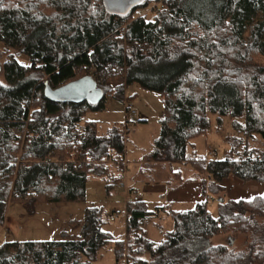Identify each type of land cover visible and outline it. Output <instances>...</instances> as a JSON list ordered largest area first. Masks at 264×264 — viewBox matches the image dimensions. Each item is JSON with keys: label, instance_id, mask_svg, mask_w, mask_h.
Wrapping results in <instances>:
<instances>
[{"label": "trees", "instance_id": "obj_1", "mask_svg": "<svg viewBox=\"0 0 264 264\" xmlns=\"http://www.w3.org/2000/svg\"><path fill=\"white\" fill-rule=\"evenodd\" d=\"M153 4L151 18L135 15ZM0 46V226L8 202L33 214L38 202L82 200L89 177L107 188L123 180V125L100 134L84 117L103 110L107 96L124 101L130 84L163 103L149 158L190 164L204 177L203 195L218 199L217 217L205 201L158 208L173 221L160 242L146 236L145 201L127 202L119 239L103 229L102 208L90 205L78 235L3 242L0 264H96L109 244L115 263L264 264V193L225 201L221 184L231 174L264 183V0H143L125 14L103 0H0ZM86 75L102 90L97 103L45 96ZM208 113L218 124L231 120L223 159L188 153L209 129ZM257 140L263 148L251 146ZM228 233L246 235L242 248L212 244Z\"/></svg>", "mask_w": 264, "mask_h": 264}, {"label": "rangeland", "instance_id": "obj_2", "mask_svg": "<svg viewBox=\"0 0 264 264\" xmlns=\"http://www.w3.org/2000/svg\"><path fill=\"white\" fill-rule=\"evenodd\" d=\"M153 6L154 4L138 10L135 15L143 14L151 18L155 8ZM43 8L46 10L45 7ZM51 13L53 14L52 11ZM4 59L5 56L0 55V64L3 63ZM0 80H2L1 74ZM125 93L124 101L107 96L103 110L89 111L84 117L85 120L97 121L99 133L104 134L113 124L124 125L125 103L130 104L134 109L135 114L128 117L130 132L125 137V150L127 152H125L123 180L115 182L110 188H107L103 180L89 177L85 186V197L82 200L57 203L38 202L35 205L33 214H28L20 202H8L5 220L3 225L0 226V244L10 241L55 240L60 237L63 230L71 236L78 235L80 230L78 223L83 220L85 208L90 205L101 207L107 218L114 216V220H108L103 229L109 232L114 239L122 238L125 233L124 212L127 202L132 198L131 193H128V198L126 197V188L138 189L140 181H148L149 179L162 182L165 185V181L173 182L172 173L167 168L166 170L160 169L150 173L147 164H144V162L139 163V160L145 156L143 149H148L152 139L159 133V120L163 110L160 95L143 89L136 84L127 85ZM207 117L210 121L207 132L192 139L196 157L204 158L207 161L223 159L229 150L226 136L231 130V120L228 117H223L221 124H218L216 115L208 113ZM144 118L147 119V122L141 121ZM251 146L259 149L263 148L259 140L251 143ZM190 150L188 148V152ZM210 150L215 151L213 157L208 154ZM174 164L173 171H177L179 166L176 163ZM221 184L224 187L222 196L225 201L251 199L264 193V183L243 181L232 174L224 177ZM206 195L210 198L206 201V207L213 217H217L218 199L209 191L206 192ZM157 205L159 204L155 202L147 204L148 209L151 211ZM160 218L161 220H158V218L152 219L145 227L146 236L154 242H160L165 232L173 227V221L168 212H163ZM245 240V234L228 233L214 237L211 242L212 244L231 245L238 250L242 248ZM111 246L109 244L100 251L96 264H115ZM200 249H204V247Z\"/></svg>", "mask_w": 264, "mask_h": 264}, {"label": "crops", "instance_id": "obj_3", "mask_svg": "<svg viewBox=\"0 0 264 264\" xmlns=\"http://www.w3.org/2000/svg\"><path fill=\"white\" fill-rule=\"evenodd\" d=\"M161 120V119H160ZM159 120V123H160ZM142 122H147V119H141ZM160 131V129H159ZM159 134V133H158ZM158 136V135H157ZM156 136V137H157ZM154 137L151 141V145L145 149H143L145 152V156L140 159L139 163L147 164L149 166L150 173H154L155 171H158L160 169H168L170 173H172V179L173 182L165 181L166 185L162 182H158L155 180H148V181H140L138 183V189H129L126 188V197L128 198V193H131V195H137L140 200L145 201L146 204L150 202L158 203L154 210H149L148 206L147 209L149 213L152 216V219L158 218V220H161L160 217L163 215V210H160L158 208L166 207L171 208L175 211H184L192 209L196 203L204 201V195L202 192L203 189V178L201 175H199L190 164L186 163H176L178 165V170L173 171V167L175 166L174 163H169L167 161H156L149 158V152L152 148V144ZM138 146V145H137ZM193 142L191 140V145L188 147L191 149L188 153L190 155H196L195 150L193 147ZM140 147V146H138ZM137 147V148H138ZM127 152V150H125ZM124 162H125V156H124ZM124 178V177H123ZM187 208V209H185ZM111 217L110 216L109 220ZM112 221V220H110ZM173 226V225H172ZM170 231V230H169ZM114 261V260H113ZM115 262V261H114ZM118 264V263H115Z\"/></svg>", "mask_w": 264, "mask_h": 264}, {"label": "water", "instance_id": "obj_4", "mask_svg": "<svg viewBox=\"0 0 264 264\" xmlns=\"http://www.w3.org/2000/svg\"><path fill=\"white\" fill-rule=\"evenodd\" d=\"M143 0H103L104 7L115 13L125 14L140 5ZM45 96L56 102H82L97 103L102 97V90L91 75L83 76L70 81L58 88H45Z\"/></svg>", "mask_w": 264, "mask_h": 264}, {"label": "built area", "instance_id": "obj_5", "mask_svg": "<svg viewBox=\"0 0 264 264\" xmlns=\"http://www.w3.org/2000/svg\"><path fill=\"white\" fill-rule=\"evenodd\" d=\"M91 76H93V75H91ZM93 77H94V76H93ZM94 79H95V77H94ZM109 97H110V96H109ZM132 114H135L134 109L131 107L130 104L125 103V120H124V125H123V128H124L123 132H124L125 137H126V135L130 132V124H129L128 117H129L130 115H132ZM208 154H209L211 157H213V156L215 155V151L210 150ZM131 199L136 201V200L139 199V197H138L137 195H133ZM131 199H130V200H131ZM209 199H210V198H209L208 195L204 196V201H205V202L208 201ZM110 220H114V217H111ZM118 264H124V261L118 262Z\"/></svg>", "mask_w": 264, "mask_h": 264}]
</instances>
